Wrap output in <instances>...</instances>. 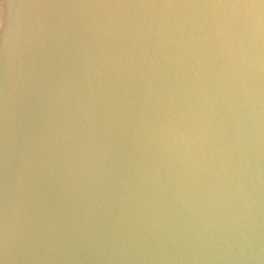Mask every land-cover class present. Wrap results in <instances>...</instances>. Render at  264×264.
Masks as SVG:
<instances>
[{
	"label": "clouds",
	"instance_id": "1",
	"mask_svg": "<svg viewBox=\"0 0 264 264\" xmlns=\"http://www.w3.org/2000/svg\"><path fill=\"white\" fill-rule=\"evenodd\" d=\"M0 11V264H264V0Z\"/></svg>",
	"mask_w": 264,
	"mask_h": 264
},
{
	"label": "bare ground",
	"instance_id": "2",
	"mask_svg": "<svg viewBox=\"0 0 264 264\" xmlns=\"http://www.w3.org/2000/svg\"><path fill=\"white\" fill-rule=\"evenodd\" d=\"M6 2L7 3H9V4H17V3H19L20 2V0H6ZM14 9L13 8H10L9 10H8V12H9V16H11L13 13H14ZM3 19V12L2 11H0V20H2Z\"/></svg>",
	"mask_w": 264,
	"mask_h": 264
}]
</instances>
